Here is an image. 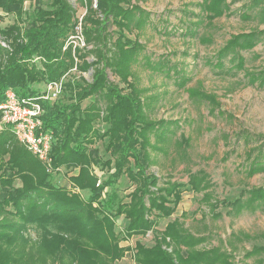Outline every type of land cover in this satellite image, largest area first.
Segmentation results:
<instances>
[{
  "label": "trees",
  "instance_id": "obj_1",
  "mask_svg": "<svg viewBox=\"0 0 264 264\" xmlns=\"http://www.w3.org/2000/svg\"><path fill=\"white\" fill-rule=\"evenodd\" d=\"M26 1L39 0H0V10L17 14L19 21L0 27V102L8 90L20 98H34L47 83L63 80L61 94L68 95L70 101L59 105L60 96L55 101H42L41 130L52 136V167L77 169L70 182L80 192L89 190L90 196L84 199L78 192L70 194L53 185L51 174L18 142L9 126L2 123L0 114V244L18 237L5 255L1 253L5 264H115L127 248L119 245L114 217L124 216L128 221L127 238L144 233L153 226L151 215H170L184 192L202 194L201 203L211 215H216L217 202L205 172L190 173L186 183L149 172L160 156L170 158L172 152L181 155L189 143L176 138L178 120L154 116L159 98L140 87L139 70L157 74L167 70V76L173 71L180 89L186 87L189 79L177 67L170 68L168 62H155L144 54L140 39L152 14L139 1L146 0H96L95 7L93 0H78L83 12H78L71 0H50L49 9L37 7L31 23L22 27ZM241 1L199 0V16L183 10L187 17L197 18L185 26L183 35L195 37L205 21L210 23L230 15V6ZM245 7L244 20L255 19L264 24V0H250ZM80 16L85 47L73 49L66 43L74 35ZM263 36L264 31L256 29L231 36L217 52L216 69L232 75L243 72L248 85L264 88V71H247L240 54L253 49ZM227 58L231 66L224 70ZM89 72L87 80L84 75ZM108 72L123 86L112 82ZM69 74L77 76V81L68 79ZM186 91L190 99L210 104L212 113L219 108L215 98L199 88ZM91 97L93 101L82 107ZM96 122L107 125L106 129L100 132ZM105 139L104 150L110 155L105 164L113 172L96 186L98 176L91 171L96 160L87 147ZM235 141L244 149V175L251 178L264 173V135L239 131ZM123 175L134 185L129 201L115 202L116 196L112 195L104 202L103 190ZM16 179L21 186L15 188ZM96 203L101 207L95 208ZM235 203L237 215L258 210L264 205V187L249 190L244 201ZM187 216L182 215L184 219ZM30 225L43 229L41 237L30 240L25 235ZM154 237L153 247L140 246L136 251L147 256L148 264H235L236 244L252 239L245 234H231L232 242L226 244L229 251L223 247L207 249L200 246L206 242V234L191 233L179 218L168 223L163 232H155ZM261 238L264 240V233ZM262 254L264 247L244 256Z\"/></svg>",
  "mask_w": 264,
  "mask_h": 264
},
{
  "label": "rangeland",
  "instance_id": "obj_2",
  "mask_svg": "<svg viewBox=\"0 0 264 264\" xmlns=\"http://www.w3.org/2000/svg\"><path fill=\"white\" fill-rule=\"evenodd\" d=\"M249 1L243 0L231 5L230 15L214 19L210 23L205 21L195 37L183 35L182 30L185 26L197 20L192 15L189 17L184 15L183 10L188 9L194 16H199L197 7L199 0L139 1V4L152 14L150 25L140 39L145 46L144 54L155 62L158 60L168 62V67H177L178 72H182L183 77L189 79L186 87L180 89L173 71L167 76V70L158 74L139 70L140 87L147 88L150 90L149 94H156L159 98L154 116L178 120L180 129L176 138L189 143L186 145L188 147L180 152L181 155L172 152L170 158L160 156L157 165L152 166L149 172L160 178L172 176V181L180 183H186L190 173L205 172L211 183L209 190L217 202V207L214 211L216 215H211L209 208L201 203L202 194L184 192L170 215L156 217L153 213L150 217L153 223L151 229L129 238L125 234L128 221L124 216L114 217L115 231L119 233V245L127 248L124 256L115 261V264H148L147 256L136 251L140 246L153 247L155 232H163L167 229L168 223L178 218L183 227L191 233L197 236L206 234L207 240L200 246L207 249L223 247L229 251L230 248L226 244L232 242L229 239L231 234L248 235L251 240L246 239L236 244L237 250L233 253L234 263L264 264V254L249 258L244 256L246 252L264 247V240L261 238L264 233V205L256 211H243L238 215L235 213V201H244L249 190L264 187V173L251 178L244 175V149L235 141V134L239 131L264 135V88H258L256 84L248 85V78L244 77L243 72L232 75L233 73L225 71L219 72L215 67L218 50L231 36L255 29L264 31V24L260 25L258 20L243 19L246 15L242 14L247 11L245 5H248ZM71 2L78 12H83L78 0ZM37 7L49 9L50 0L26 1L23 8V19L26 20L20 26H28L31 23ZM0 16L1 28L19 22L16 20L17 14L12 12L0 10ZM240 54L244 57L247 71L253 73L264 71V36L253 49L240 51ZM228 60V58L224 60V70L231 66ZM90 74L86 73L85 79L89 80ZM108 76L112 82L123 86L109 72ZM67 78L77 81V76L71 74ZM191 87L199 88L213 96L219 104L218 109L222 110L224 115L220 116L218 109L212 113L211 105L207 102L190 99L186 89ZM40 88L43 90V87ZM67 96L60 94L58 104H67L70 101ZM92 101V97L88 98L82 103V107ZM95 125L100 132L107 126L99 122ZM105 142L106 139L97 140L87 147L96 160L91 166V171L98 176L99 185L113 172V169H109L105 164L110 158L104 150ZM173 159H176L174 164ZM73 170L77 169L59 168V171L51 174V183L65 188L70 194L78 192L84 199H88L89 190L80 192L72 186L69 178L74 174ZM13 186L20 187V181L16 179ZM133 189L134 185L123 175L103 190L102 200L105 202L110 196L115 195V202H128V196ZM93 206L97 209L101 207L97 203ZM183 214L188 216L184 219ZM46 226L54 231L50 225ZM42 234L43 229L37 225L28 226L25 232L30 240L38 239ZM171 235L175 236V231H172ZM16 241L18 237L0 244V264L6 263L1 253L5 255Z\"/></svg>",
  "mask_w": 264,
  "mask_h": 264
},
{
  "label": "built area",
  "instance_id": "obj_3",
  "mask_svg": "<svg viewBox=\"0 0 264 264\" xmlns=\"http://www.w3.org/2000/svg\"><path fill=\"white\" fill-rule=\"evenodd\" d=\"M95 7L96 0H93ZM82 16L74 28V35L70 36L66 45L83 48L85 47L84 38L81 30ZM2 46L5 44L1 43ZM66 46L63 48V50ZM74 70V69H73ZM63 89V80L47 83L43 92L38 97H18L14 91L8 90L4 101L0 102V114L3 124L9 126L11 131L35 158L45 167L49 174H54L58 169L52 167L50 156L52 146V136L49 132L41 130V116L43 109L42 101H55ZM99 182L96 183V186Z\"/></svg>",
  "mask_w": 264,
  "mask_h": 264
},
{
  "label": "crops",
  "instance_id": "obj_4",
  "mask_svg": "<svg viewBox=\"0 0 264 264\" xmlns=\"http://www.w3.org/2000/svg\"><path fill=\"white\" fill-rule=\"evenodd\" d=\"M76 172H77V170H73V173H74V174H75ZM74 174H73V175H74ZM81 192H82V191H81Z\"/></svg>",
  "mask_w": 264,
  "mask_h": 264
}]
</instances>
